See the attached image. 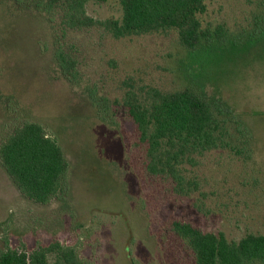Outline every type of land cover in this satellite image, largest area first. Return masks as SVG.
I'll return each mask as SVG.
<instances>
[{
  "label": "rangeland",
  "instance_id": "374dc122",
  "mask_svg": "<svg viewBox=\"0 0 264 264\" xmlns=\"http://www.w3.org/2000/svg\"><path fill=\"white\" fill-rule=\"evenodd\" d=\"M259 2L206 0L202 25L221 24L229 39L241 38ZM85 12L94 24L67 28L57 11L0 0V141L26 121L39 122L69 164L65 193L42 204L23 196L0 163V251L58 239L82 264H192L186 242L169 229L172 219L230 240L264 234V29L246 51L215 64L190 61L173 29L115 36L118 0H90ZM58 48L76 62L75 84L61 76ZM187 65L202 66L203 95L226 108L227 119H241L252 139L242 152L222 146L184 164L198 187L178 195L169 185H146L129 162L122 135L135 126L124 100L191 84ZM47 259L56 264L54 253Z\"/></svg>",
  "mask_w": 264,
  "mask_h": 264
},
{
  "label": "trees",
  "instance_id": "16d2710c",
  "mask_svg": "<svg viewBox=\"0 0 264 264\" xmlns=\"http://www.w3.org/2000/svg\"><path fill=\"white\" fill-rule=\"evenodd\" d=\"M11 1L21 10L34 8L48 15L57 11L60 23L67 28L95 23L85 12L90 0ZM118 2L121 19L111 22L115 36L173 29L190 61L194 56L215 64L228 60L246 51L264 29V0L259 2L252 30L236 39H229L221 24L212 28L202 25L200 15L207 10L206 0ZM55 59L61 76L75 84V60L59 48ZM185 68L191 84L168 91L150 88L146 99L125 98V114L135 128L132 134L122 135L128 160L142 181L146 185L155 181L160 189L169 185V190L178 195H188L198 187L193 178L185 175L184 164L193 165L205 151L222 146L242 152L252 139L250 128L241 119H227L228 110L203 95L206 75L202 66L197 71L190 65ZM97 118L108 120L99 110ZM0 163L19 192L34 202L45 204L60 190L65 193L63 181L68 161L56 138L49 136L39 122L26 121L0 141ZM169 229L186 242L192 252V264H264V234L247 232L238 240H230L221 231H205L180 219H172ZM50 253L55 254L56 264H82L75 248L58 239L27 249L20 246L2 250L0 264H49Z\"/></svg>",
  "mask_w": 264,
  "mask_h": 264
},
{
  "label": "water",
  "instance_id": "95a60500",
  "mask_svg": "<svg viewBox=\"0 0 264 264\" xmlns=\"http://www.w3.org/2000/svg\"><path fill=\"white\" fill-rule=\"evenodd\" d=\"M27 264H29V261L27 262Z\"/></svg>",
  "mask_w": 264,
  "mask_h": 264
}]
</instances>
